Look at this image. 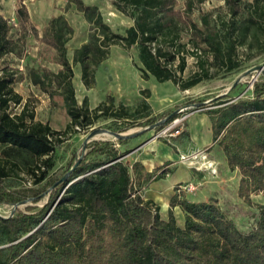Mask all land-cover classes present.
Here are the masks:
<instances>
[{
	"label": "trees",
	"instance_id": "1",
	"mask_svg": "<svg viewBox=\"0 0 264 264\" xmlns=\"http://www.w3.org/2000/svg\"><path fill=\"white\" fill-rule=\"evenodd\" d=\"M112 1L133 20L125 32L115 31L98 5L68 0L93 28L90 40L73 56L82 65L87 86L95 83L96 68L108 56L110 46L121 43L137 49L144 78L172 80L189 89L212 77L198 50L210 52L216 66L232 71L240 66L237 47L245 31L254 26L264 32V0L249 5L243 27L238 22L243 0H224L229 19L223 27L211 11L201 12L200 21L194 18L195 6L207 0H187L179 7L176 0ZM16 2L17 24L30 28L40 42L56 51L55 62L61 68L32 69L31 78L51 97H60L71 117L70 128L78 132L75 127L89 128L101 117L120 122L121 131L144 125L141 121L152 114L147 98L135 108L123 102L116 106L113 100L94 108L86 100L79 105L68 57L70 26L63 17H55L40 35L25 0ZM14 26L0 13V60L16 49ZM186 33L191 34L189 41L183 40ZM189 55L197 57L201 71L185 78ZM15 80L13 72L4 69L0 74V202L26 198L18 191H7L21 163L34 184L44 182L64 143L63 131L36 120L26 106L15 112L10 109L12 102L22 103L12 87ZM201 112L209 116L213 142L222 149L229 167L239 169V194L251 208L232 211L233 207H223L216 197L192 201L177 185L164 219L160 205L145 199L142 192L153 181L172 174L174 161L149 171L142 161L126 160L133 148L122 150L119 145L128 138L95 140L81 159L70 162L66 178L52 184L42 208L34 211L36 207L28 206L9 217L0 215V264H264V203L252 199L255 193L264 195V83L256 85L252 98H218ZM185 134L189 140L188 130ZM162 140L178 152L176 145ZM175 206L184 212L183 224L177 221ZM239 214L254 218L255 225L248 231L241 229L236 220Z\"/></svg>",
	"mask_w": 264,
	"mask_h": 264
},
{
	"label": "rangeland",
	"instance_id": "2",
	"mask_svg": "<svg viewBox=\"0 0 264 264\" xmlns=\"http://www.w3.org/2000/svg\"><path fill=\"white\" fill-rule=\"evenodd\" d=\"M84 1L87 4L98 5L105 21L115 31L125 32V29L133 23L132 18L118 10L112 0ZM185 1L187 0H176L177 6H183ZM253 1L243 0L242 2V11L238 19L242 27L247 25L245 18L248 15V7ZM25 2L40 35L55 17H63L70 26V32L67 34L68 57L73 67V83L79 105L86 100L88 105L94 108L103 101L113 100L116 106L123 102L126 106L135 108L142 99L147 98L152 114L149 119L145 118L141 121L144 125H136L122 131L120 122L110 117H101L93 126L86 129L75 127L78 132L70 128L68 125L71 117L61 106L60 97L58 95L51 97L31 78L32 69L42 67L58 71L61 68L60 64L55 62L56 51L40 42L30 28L22 29L17 24L16 0H0V13L10 19L11 23H15L12 37L16 41L15 51L0 60V74L4 69L15 74L16 80L12 83V87L22 97L21 105L12 102L10 109L15 112L26 106L28 113L33 112L36 120L48 122L53 129L64 132L62 134L64 143L57 150L56 164L50 171L49 177L40 184H34L32 175L21 163L17 168L19 175L7 183V191H18L26 198L22 201L0 202V215L9 217L15 215L18 210L25 211L28 206L36 207L34 211L42 208L53 189L52 184L66 175L70 162L81 159L95 140L109 139L118 142L115 133L128 135V142L118 144L122 150L131 149L139 142L143 147H149V145L154 147L158 141L164 142L162 139L176 145L180 162L177 160L174 166L177 169V165H182L178 171L174 170L177 177L182 176L185 167L199 173L197 181L193 182L195 188L184 189L190 200L203 201L216 197L223 207H233L232 211L249 209L253 206L239 194V169L232 170L226 163L217 162L218 171L215 174L210 170H197L194 166L204 162V159L198 156V151L181 150L189 143L185 134L188 130L190 137L189 120L204 117L201 110L208 108L218 98L224 100L252 98L255 95L256 85L264 83V32L261 29L251 26L244 30L246 35L238 42L237 47V59L240 66L232 71L216 66L210 52L198 50L201 54L200 61H203L202 64L209 69L212 77L204 79L189 89L181 88L172 80L159 82L154 76L144 78L139 68L142 64L137 49L128 48L121 43L110 46L108 56L96 68L95 83L87 86L82 79L81 63L73 61L75 50L87 43L93 32L92 24L86 19L84 13L68 0H25ZM210 11L214 13L213 19H217L221 27L224 23L228 24L229 14L224 0H207L201 5H196L193 16L200 21V13ZM242 27L239 31H242ZM190 38V33L183 36L184 41H189ZM191 46V43L188 44V48ZM200 64L196 56L189 55L183 76L186 78L196 71H201ZM170 117H174L172 121L163 125L164 121ZM206 149L209 158L213 159L214 155L209 153L211 148ZM129 155L130 152L126 154V160L132 163L133 158ZM192 160L196 161L195 165L192 164ZM252 199L254 203H264L262 192L253 194ZM236 220L244 231H248L255 225V219L247 215L239 214Z\"/></svg>",
	"mask_w": 264,
	"mask_h": 264
},
{
	"label": "crops",
	"instance_id": "3",
	"mask_svg": "<svg viewBox=\"0 0 264 264\" xmlns=\"http://www.w3.org/2000/svg\"><path fill=\"white\" fill-rule=\"evenodd\" d=\"M188 127L190 129L189 143L181 151L189 150L191 152H197L203 148H211L209 153L214 155L213 159L217 162L226 163L229 166L222 149L213 142L212 123L206 113H204V117L190 119ZM140 144L139 142L132 147L133 149L129 156H132L133 162L137 160L142 161L149 171L162 165L166 161H174L175 164L180 158V154L172 146L162 141H158L154 147L151 145L149 147H143ZM221 154L222 156H220ZM181 166V164L177 165L176 171ZM176 171L173 174H168L164 178L153 181L142 192L145 199H151L160 205L161 217L164 219L168 218L170 199L176 193L177 185L182 182L193 183L197 181V176L199 175L196 170L189 169V167H185V171H183L181 177H177ZM205 183L207 184L208 182L206 181ZM174 212L178 223H184L185 215L181 207L175 206Z\"/></svg>",
	"mask_w": 264,
	"mask_h": 264
},
{
	"label": "built area",
	"instance_id": "4",
	"mask_svg": "<svg viewBox=\"0 0 264 264\" xmlns=\"http://www.w3.org/2000/svg\"><path fill=\"white\" fill-rule=\"evenodd\" d=\"M198 156H200L202 159H204V162H202L201 165L194 166L197 170H210L214 174L217 173V171H218L217 170L218 163L214 159L209 158L208 151H207L206 148L200 149L198 151ZM195 162L196 161L192 160V164L195 165L196 164ZM194 188H195V185L193 183L186 184V185L179 184V189L178 190L179 191L182 190V189L192 190Z\"/></svg>",
	"mask_w": 264,
	"mask_h": 264
},
{
	"label": "water",
	"instance_id": "5",
	"mask_svg": "<svg viewBox=\"0 0 264 264\" xmlns=\"http://www.w3.org/2000/svg\"><path fill=\"white\" fill-rule=\"evenodd\" d=\"M115 135L119 138V137H123V138H127L128 135H124L122 133H115ZM66 178V175L62 178V179H65Z\"/></svg>",
	"mask_w": 264,
	"mask_h": 264
}]
</instances>
